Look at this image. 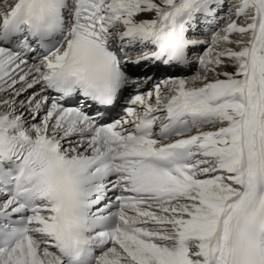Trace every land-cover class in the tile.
<instances>
[{
	"label": "snow or ice",
	"instance_id": "1",
	"mask_svg": "<svg viewBox=\"0 0 264 264\" xmlns=\"http://www.w3.org/2000/svg\"><path fill=\"white\" fill-rule=\"evenodd\" d=\"M0 264H264V0H0Z\"/></svg>",
	"mask_w": 264,
	"mask_h": 264
}]
</instances>
